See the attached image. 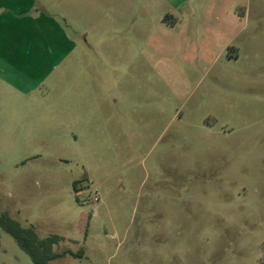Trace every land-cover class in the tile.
<instances>
[{"label": "rangeland", "instance_id": "374dc122", "mask_svg": "<svg viewBox=\"0 0 264 264\" xmlns=\"http://www.w3.org/2000/svg\"><path fill=\"white\" fill-rule=\"evenodd\" d=\"M23 1L0 214L64 239L49 264H264V0ZM0 264H35L1 225Z\"/></svg>", "mask_w": 264, "mask_h": 264}, {"label": "trees", "instance_id": "16d2710c", "mask_svg": "<svg viewBox=\"0 0 264 264\" xmlns=\"http://www.w3.org/2000/svg\"><path fill=\"white\" fill-rule=\"evenodd\" d=\"M78 181L74 183L75 192L78 193ZM0 225L10 233L31 257L35 264H49L50 261L71 252L59 254L55 251V246L64 239L58 235L40 238L33 228H24L17 221L11 219L7 214H0ZM80 255V254H79Z\"/></svg>", "mask_w": 264, "mask_h": 264}, {"label": "crops", "instance_id": "0c3cea01", "mask_svg": "<svg viewBox=\"0 0 264 264\" xmlns=\"http://www.w3.org/2000/svg\"><path fill=\"white\" fill-rule=\"evenodd\" d=\"M168 1H170L171 4L174 7H176L180 13L181 11H184V8L186 7V3L188 0H175V1L174 0H168ZM7 2L10 4H13L14 9H16L17 11H19L21 9V7L23 6L22 4L25 3L23 0H12V1L7 0ZM4 17H6V16H1V18H0V20L2 21V25H4V23L6 22V19Z\"/></svg>", "mask_w": 264, "mask_h": 264}, {"label": "built area", "instance_id": "2783aa9c", "mask_svg": "<svg viewBox=\"0 0 264 264\" xmlns=\"http://www.w3.org/2000/svg\"><path fill=\"white\" fill-rule=\"evenodd\" d=\"M99 200H100L99 196L97 194H95L94 201L97 202Z\"/></svg>", "mask_w": 264, "mask_h": 264}]
</instances>
